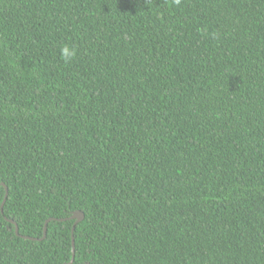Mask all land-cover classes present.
Instances as JSON below:
<instances>
[{"label": "trees", "instance_id": "trees-1", "mask_svg": "<svg viewBox=\"0 0 264 264\" xmlns=\"http://www.w3.org/2000/svg\"><path fill=\"white\" fill-rule=\"evenodd\" d=\"M0 183V264H264V0H0Z\"/></svg>", "mask_w": 264, "mask_h": 264}, {"label": "water", "instance_id": "water-1", "mask_svg": "<svg viewBox=\"0 0 264 264\" xmlns=\"http://www.w3.org/2000/svg\"><path fill=\"white\" fill-rule=\"evenodd\" d=\"M0 184L4 185V187H5V195H4V199L2 200V203H1V206H3L4 201H5L7 194H8V189L4 183H0ZM1 210H2V207H1ZM83 218H84V213L80 210L73 211L72 214L67 218H58V219L48 218L44 223L43 235L41 238H34V237L27 236V235H20L18 233V228H17L16 223L13 220H10V221L15 224V234L20 235L21 237L26 238V239H30V240H41L46 235L47 224L50 220L65 221L67 219H74V223H73L72 228H71V258L68 262L64 263V264H73L74 256H75V253H74L75 252L74 229H75L77 223L80 222L81 220H83ZM85 264H89V263H85Z\"/></svg>", "mask_w": 264, "mask_h": 264}, {"label": "clouds", "instance_id": "clouds-1", "mask_svg": "<svg viewBox=\"0 0 264 264\" xmlns=\"http://www.w3.org/2000/svg\"><path fill=\"white\" fill-rule=\"evenodd\" d=\"M60 55H61L62 59L65 62H67L69 59H72L75 57L76 49L72 46L65 44L60 48Z\"/></svg>", "mask_w": 264, "mask_h": 264}]
</instances>
